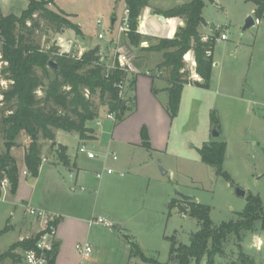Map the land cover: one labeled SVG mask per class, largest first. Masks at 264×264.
Returning <instances> with one entry per match:
<instances>
[{
    "label": "rangeland",
    "instance_id": "374dc122",
    "mask_svg": "<svg viewBox=\"0 0 264 264\" xmlns=\"http://www.w3.org/2000/svg\"><path fill=\"white\" fill-rule=\"evenodd\" d=\"M46 1L51 2L46 6L49 10L63 12L72 22L78 24L82 31L81 35H77L75 31L65 29L62 34H56L45 20L40 19V27L30 40L40 47L41 52L48 55L50 61L55 60L56 54L61 55L67 50H70V55L81 58L84 53L99 48L100 53L106 56L105 61H101L105 64L103 72L105 78L106 64L113 62L117 48H122L128 64L136 62L130 57L132 51L129 52V36L125 35L119 40L117 36L115 37L127 8L124 0ZM150 1L161 8L170 9L179 4L190 3L192 0ZM28 5L29 0H0V12L3 15L20 16ZM254 10V4L249 0L206 1L203 10L206 26L203 32L218 36L213 52L215 67L211 87L209 90L195 86L186 87L178 115L174 118L168 113L165 104L164 110L170 117L169 122L166 125L164 118H158L155 131L159 135V140L166 143V150L156 151L149 159L141 162L139 160L138 164L134 161L130 166L132 174L137 171L148 172L151 183L129 185V197L122 200L123 204L114 208L123 219L121 225L124 235L121 230L113 227V234L107 237L108 245L115 249L114 253L109 250L106 252L109 264H151L144 263L132 253L129 256V251H132L129 237L148 258L162 264L170 260L171 242L167 238H175L178 244H190L191 236L200 230L198 221L189 214L185 215L184 212L189 210L185 209L184 204L181 207L185 211L180 208L169 211L170 202L161 200L162 197L181 200L177 193H182L194 198L197 203L208 206L211 209L210 217L214 227L224 222L240 220V214L245 210L247 202L236 194L235 187L245 190L248 195L260 196L264 207V18L257 20ZM250 16L255 18L257 24L243 32L245 22ZM36 17L38 18V14ZM113 19H116L113 26L115 28H112ZM98 21H101L102 25L99 26ZM28 25L31 26V22H28ZM212 26L216 27V30H213ZM99 33H103L108 40H100ZM223 34L227 36L225 41L221 39ZM111 38L113 40H110ZM155 44L149 43L150 46ZM0 57L2 58L1 42ZM157 58L152 62L161 64L162 59L159 57L158 61ZM1 62L0 59V64ZM136 64L141 65L140 62ZM159 65L158 75H161L162 71L164 76L168 77V70L160 68ZM5 67L6 64L1 65V73ZM36 72L43 76L39 68H36ZM139 73L136 71V76L129 79V82H134L131 87L133 93ZM149 74L152 75L154 72L150 71ZM50 75L53 77L51 70ZM3 78H0V155L7 151V139L1 119L8 116L14 107V102L3 101V93L11 86ZM48 84L49 81L44 77V88L36 92L38 99L45 97ZM133 93L131 92L130 96L134 97L135 101ZM84 94L97 107L98 118L106 116L109 110L100 100V95L93 96L89 91H84ZM127 96L129 98V95ZM159 99L164 101L162 95ZM213 115L218 119L221 133L219 139L212 135ZM97 121L98 119L87 124L93 132L89 135L92 139L85 141L94 140V131L99 129ZM76 136L75 132L58 130L57 133L59 143L71 148L79 144L80 140ZM57 139H55L57 146H54L41 136L37 137L43 149L50 148L47 151L48 156H52L51 152L58 148ZM216 140L227 143L224 170L231 175L233 184L218 177L213 168L201 161L199 149L203 144ZM31 142L32 138L22 132L16 138L13 148L16 150L28 148ZM146 162H150V165L144 166ZM134 189L140 193L145 192V195L143 194V201L133 202L131 206L130 199ZM260 226V222L256 223L254 232L243 231L240 238L234 234L230 235L223 244L227 254L234 253L236 256L243 251L252 257L256 264H264V231ZM258 237L261 242L257 241ZM215 263L228 264L221 256L215 257ZM201 264H207L206 257Z\"/></svg>",
    "mask_w": 264,
    "mask_h": 264
},
{
    "label": "trees",
    "instance_id": "16d2710c",
    "mask_svg": "<svg viewBox=\"0 0 264 264\" xmlns=\"http://www.w3.org/2000/svg\"><path fill=\"white\" fill-rule=\"evenodd\" d=\"M130 11L129 20L131 31L129 38L134 45H139L142 36L136 33L139 18L144 9L149 7V0H124ZM206 1L192 0L190 3L171 8L167 11L157 12L166 19L184 18L186 25L180 28L174 39H159L156 45L150 46V52H162L163 62L160 68L169 71L168 105L167 111L172 118L176 117L181 105L182 92L187 86V72L184 71V56L193 51L198 62V71L203 82L195 83V87L209 90L211 87L215 49L218 36H210L203 40L199 28L205 25L203 10ZM255 6V17L257 20L264 18V0H249ZM51 3L46 0H29V5L20 16L14 14L3 15L0 12V42L2 43V60L7 64L3 69L4 78L9 81L10 88L3 93L4 102H14V107L8 116L1 119L3 132L6 136L7 151L0 155L3 170L12 184V192L17 189L19 181V169L16 160L11 155L15 146V140L24 132L31 138L33 135L41 136L44 140L55 143L54 130L65 132H76L80 139L85 141L92 139L89 136L93 131L88 128L90 121L98 119L97 107L90 99H87L84 91L91 95H100V100L107 105L110 113L116 115L117 121H122L127 111L130 110L129 102L134 103V97L122 100L119 97V89L115 86L125 78L121 70L112 71L105 78V64L100 61L99 48L90 50L81 58L70 54H56L55 62L59 65L60 72L50 67L49 57L40 51V47L30 40V37L40 27V19L47 22L50 29L56 34H62L65 29L75 31L81 35L82 31L78 24L72 22L69 16L63 12L57 13L49 10L46 6ZM38 14V18L36 15ZM31 22V26L28 25ZM53 51V50H52ZM39 68L43 76L36 72ZM85 68H88L86 71ZM44 77L49 81L45 90V97L38 99L37 90L44 88ZM134 82L131 81V87ZM134 105V104H133ZM214 127H218V119L212 116ZM142 145L150 150L149 135L146 128L141 131ZM227 143L225 141H212L203 144L199 149V155L204 165L214 169L218 177H222L233 184L231 175L224 170ZM58 157L64 164L68 163L65 146L58 147ZM42 146L31 142L25 154V166L27 172L36 177L42 165ZM247 205L240 214V220L236 222H224L218 227L213 226L210 217L211 209L197 202H184L174 200L171 208L189 210V215L195 218L200 230L191 236L189 245L178 244L175 238H167L171 242L170 260L164 264H201L207 258V264H216L215 257H224L228 264H256L249 255L240 251L236 256L234 253L228 255L223 248L224 242L230 235H237L243 231L254 232L256 223H261L264 231V207L260 196L248 195ZM186 205L185 209L181 205ZM50 227H56L52 222ZM6 227L0 231V236L7 233ZM38 236L23 240L12 245L5 253L0 254V264L11 259L16 264L20 256L15 254L17 249H35ZM131 253L141 259L144 263L162 264L155 259L148 258L140 247L129 237ZM56 250L52 255L50 264L56 258ZM236 257V258H235Z\"/></svg>",
    "mask_w": 264,
    "mask_h": 264
},
{
    "label": "crops",
    "instance_id": "0c3cea01",
    "mask_svg": "<svg viewBox=\"0 0 264 264\" xmlns=\"http://www.w3.org/2000/svg\"><path fill=\"white\" fill-rule=\"evenodd\" d=\"M181 5L184 3L177 6ZM167 10L169 9L161 8L149 0V7L143 10L139 18L138 34L142 36L140 44L133 45L129 38V52L132 51L130 57L136 61L129 63L140 73L137 74L135 93H133L136 103L134 105L131 102L128 103L130 110L127 111L122 121H111L106 116L98 118V120H103V123L100 126L97 124L98 130L94 129V140L83 141L75 132L80 140L75 148L59 143L58 130H54L57 143H59L58 147L67 148L68 163L64 164L60 161L58 148L51 152L52 156L47 155L50 148H42V165L36 177L24 174L27 172L25 154L28 148L11 150V155L16 160L19 169V181L16 191L12 192V184L4 175L10 182V189L2 192L0 231L6 227L9 230L0 236V254L5 253L18 242L36 237L46 228L41 220L29 216L27 208L31 207L46 211L53 218V222H56L57 253L52 264H109L106 252L109 250L114 253L115 249L108 245L107 237L113 234V227L121 230L124 235L121 225L123 219L118 216L114 208L123 204L122 200L129 197V185L142 182L151 183L148 172L137 171L132 174L129 168L134 161L138 164L137 161L149 159L154 152L166 150V143L159 140L155 127H157L158 118H164L166 125L170 119L164 110L169 99L167 92L170 87L169 76L165 77L162 71L161 75H158L157 70L160 63L152 62L157 57H160L163 62V53L150 52L148 48L149 43L157 44L159 39H174L177 31L186 25L184 18L166 19L164 17L163 20L162 16L157 13ZM171 20L175 21L174 25L169 23ZM205 26L206 24L199 28L203 40L212 36L203 32ZM112 28L115 27L112 26ZM139 62L140 66L136 64ZM150 71L154 74H149ZM167 72L169 74V71ZM186 87L194 88L185 86L184 89ZM161 95L164 101H160ZM143 127H146L149 133L150 150L142 145L141 130ZM88 143L92 145L89 146ZM83 145L89 152L94 153L96 158L90 159L86 153L80 152V147ZM114 155L118 157L117 160L113 159ZM148 165L150 162L144 164V166ZM108 169H112L113 174H107ZM4 173H6L5 170ZM99 173H103L100 179L97 178ZM143 194L145 195V192L140 193L134 189L130 205L132 206L133 202L138 200L143 201ZM120 197H122L121 200ZM161 200L170 202L169 211L177 210L178 206L171 208V203L175 199L162 197ZM99 219H103L104 223H99ZM260 240L258 237L257 241L261 242ZM85 245L92 248L88 257L78 250V246ZM21 252L22 249H17L15 254L19 255ZM4 264H14V261L7 259Z\"/></svg>",
    "mask_w": 264,
    "mask_h": 264
},
{
    "label": "built area",
    "instance_id": "2783aa9c",
    "mask_svg": "<svg viewBox=\"0 0 264 264\" xmlns=\"http://www.w3.org/2000/svg\"><path fill=\"white\" fill-rule=\"evenodd\" d=\"M130 11L128 8L125 9L124 16L122 18L121 24L118 27L117 31V39L124 37L125 35H129L131 28H130ZM99 26L102 25L101 21H98L97 23ZM138 33V29L136 31ZM98 38L100 40L105 39V35L103 33H100ZM222 40H227L226 35L221 36ZM122 48L119 47L115 51V58L112 63L106 64L107 70H106V77H108L112 71L115 70H121L125 73V75H129V77L126 75V77L117 83L115 86L119 89V97L122 100H128V96L130 97V93H133V90L131 88V82H129V79L131 77L136 76L135 69L132 68L131 64L126 61V57L124 56V52H122ZM70 54V50H67V52H63ZM192 54V55H191ZM100 61H105V57L102 53H100ZM1 64H6L2 58ZM184 63H185V69L184 71L187 72V86H195L196 82H203L202 76L198 71V62L195 58L194 52L190 51L184 56ZM7 65V64H6ZM3 78V75L0 70V78ZM6 82L5 78H3ZM106 118L111 121H116V115L114 113H108L106 115ZM103 121L99 119L97 121V124L100 126L102 125ZM80 152L86 153L87 157L90 159L96 158V155L92 152H89L87 147L85 145L80 147ZM114 160H117L118 157L116 155L113 156ZM107 174H113L112 169H108ZM4 170L2 168L1 162H0V203L3 201L2 192L7 191L10 189V182L7 178L4 176ZM25 175H28V172H24ZM103 173L97 174V178H102ZM27 213L29 216L41 220L45 225L46 228L39 234L37 242H36V248L35 249H28V250H22V252L19 254L20 260L16 264H50L51 258L53 253L56 250L57 245V228L56 227H50V224L53 222V218L44 210L36 209V208H27ZM99 223H104L103 219L98 220ZM109 225V224H107ZM79 252L83 253L86 257H88L91 252L92 248L89 245L85 246H78Z\"/></svg>",
    "mask_w": 264,
    "mask_h": 264
},
{
    "label": "water",
    "instance_id": "95a60500",
    "mask_svg": "<svg viewBox=\"0 0 264 264\" xmlns=\"http://www.w3.org/2000/svg\"><path fill=\"white\" fill-rule=\"evenodd\" d=\"M163 20H164V17L162 16L161 17ZM115 22H116V19H113L112 20V26L115 25ZM257 24V21L255 20V18L253 16H250L246 22H245V25L243 27V32H246L247 30L251 29L252 27H254L255 25ZM212 29L215 30V27L212 26ZM49 66L55 70H57L58 72H60V68H59V65L51 60L49 61ZM212 135L215 139H219L221 137V133L219 132V130L217 129V127H214L213 128V132H212ZM32 141L33 142H36L37 141V135H33L32 136ZM6 171V170H5ZM164 172V171H163ZM164 174H166V172H164ZM235 192L236 194L239 196V197H242L244 199L247 198L248 194L245 190L239 188V187H235ZM178 197L182 200V201H185V202H196V200L192 197H189V196H186L182 193H177ZM185 215H188L189 214V211H185L184 212Z\"/></svg>",
    "mask_w": 264,
    "mask_h": 264
},
{
    "label": "bare ground",
    "instance_id": "6f19581e",
    "mask_svg": "<svg viewBox=\"0 0 264 264\" xmlns=\"http://www.w3.org/2000/svg\"><path fill=\"white\" fill-rule=\"evenodd\" d=\"M174 22H175V21L171 20L169 23L172 24V25H174ZM170 24H169V25H170ZM166 28H167V27H166ZM167 29H168V28H167Z\"/></svg>",
    "mask_w": 264,
    "mask_h": 264
}]
</instances>
